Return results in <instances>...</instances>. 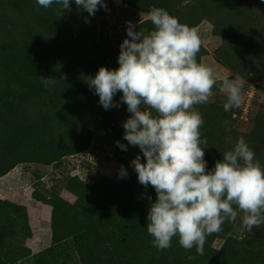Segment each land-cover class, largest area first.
<instances>
[{
    "label": "rangeland",
    "instance_id": "1",
    "mask_svg": "<svg viewBox=\"0 0 264 264\" xmlns=\"http://www.w3.org/2000/svg\"><path fill=\"white\" fill-rule=\"evenodd\" d=\"M105 2L107 11L88 16L70 0L72 11L58 16L55 3L0 0V170L12 166L0 180V264H264V225L247 232L239 218L207 236L203 255L183 249L177 237L166 250L153 246L146 215L155 190L139 184L131 167L139 149L116 145H127L126 105L105 110L88 84L100 66L118 67L127 22L149 30L148 11L164 8L198 31L199 63L218 77L243 78L252 93L249 98L242 89L251 111L246 118L240 106L224 110L219 84L210 103L195 106L204 121L208 168L239 137L264 166V0ZM41 77L56 83L46 87ZM34 163L49 166L47 173H33ZM121 166L127 177L118 176ZM30 214L43 228L51 226L46 240L33 239Z\"/></svg>",
    "mask_w": 264,
    "mask_h": 264
},
{
    "label": "clouds",
    "instance_id": "2",
    "mask_svg": "<svg viewBox=\"0 0 264 264\" xmlns=\"http://www.w3.org/2000/svg\"><path fill=\"white\" fill-rule=\"evenodd\" d=\"M37 3L43 8L59 5L58 16L72 11L70 0ZM74 3L77 11H86L88 16L108 10L105 0ZM145 20L151 22V29L127 22L118 67L100 66L88 84L105 110L126 105L129 115L122 127L127 145L119 140L116 145L124 151L128 146L139 149L131 167L139 184L155 190L154 201L147 196L146 215L153 246L166 250L177 237L183 249L195 248L197 255H203L207 236L220 233L225 223L236 224L239 218L247 232L264 225V166L239 137L209 169L204 158L208 142L200 131L204 121L195 108L212 101L217 84L226 96L224 110L238 108L246 81L230 78V73L218 77L211 66L199 63L202 40L198 31L164 8L152 7ZM85 22H89L87 17ZM41 79L46 87L56 83L55 77ZM127 175L121 166L118 176Z\"/></svg>",
    "mask_w": 264,
    "mask_h": 264
},
{
    "label": "crops",
    "instance_id": "3",
    "mask_svg": "<svg viewBox=\"0 0 264 264\" xmlns=\"http://www.w3.org/2000/svg\"><path fill=\"white\" fill-rule=\"evenodd\" d=\"M46 167H49V166L34 163L32 165V171H33V173H36V174L39 173V176L45 175L47 173L46 171L48 169L47 168L46 170H44ZM10 171L8 170L5 174L1 175L0 180L3 179L4 177H6L10 173ZM10 195H11V197H18V196H16L15 192H12ZM67 195H68V198H70V199L72 198V192L71 191H67ZM33 208H35V205L32 204V209ZM38 213H40V211ZM38 213H36V214H38ZM32 214H30V220L29 221H30V225L32 226L31 229H32L33 235H34L33 239H35V240H38V239L39 240H46V237L43 235L49 232V229L51 228V226H49V228L48 227L43 228L41 226V224L44 225V222L41 223V221H40L41 218H36V214H34L33 216H32Z\"/></svg>",
    "mask_w": 264,
    "mask_h": 264
},
{
    "label": "trees",
    "instance_id": "4",
    "mask_svg": "<svg viewBox=\"0 0 264 264\" xmlns=\"http://www.w3.org/2000/svg\"><path fill=\"white\" fill-rule=\"evenodd\" d=\"M11 161L16 162L15 158H14L13 160H11ZM40 163H46V162H40ZM46 164H47V163H46ZM11 167H12L11 165H4V166H2V167H1V170H0V176L3 175V174H5V173H6ZM11 206H12L13 208H15L16 210L20 211V208L14 206V204L11 205ZM95 242H96V245H97V246L100 245L101 247H103L104 245H106V244H105V241H104V239H103V237H102V234H101L99 231H96V232H95ZM100 246H99V247H100ZM97 248H98V247H97ZM105 254H107L108 256H113V253H106V252H105Z\"/></svg>",
    "mask_w": 264,
    "mask_h": 264
},
{
    "label": "built area",
    "instance_id": "5",
    "mask_svg": "<svg viewBox=\"0 0 264 264\" xmlns=\"http://www.w3.org/2000/svg\"><path fill=\"white\" fill-rule=\"evenodd\" d=\"M243 90L245 91V95H247V97H251V95H252V93H250L249 94V92H250V87L247 85V86H244V88H243ZM247 97H245L244 98V100L242 101V103H241V105H240V109H241V111H242V114H243V118H246L247 117V115L249 114V113H251V111H250V109H249V103H248V100L247 101H245L246 100V98Z\"/></svg>",
    "mask_w": 264,
    "mask_h": 264
}]
</instances>
